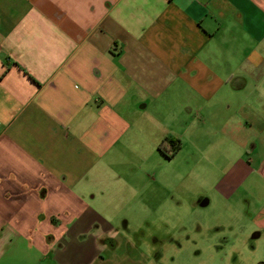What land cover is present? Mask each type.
Wrapping results in <instances>:
<instances>
[{"label":"crops","instance_id":"obj_1","mask_svg":"<svg viewBox=\"0 0 264 264\" xmlns=\"http://www.w3.org/2000/svg\"><path fill=\"white\" fill-rule=\"evenodd\" d=\"M0 120V264L106 263L184 197L264 249V0H0Z\"/></svg>","mask_w":264,"mask_h":264},{"label":"rangeland","instance_id":"obj_2","mask_svg":"<svg viewBox=\"0 0 264 264\" xmlns=\"http://www.w3.org/2000/svg\"><path fill=\"white\" fill-rule=\"evenodd\" d=\"M203 198L197 207L184 197L171 213L115 216L124 231L103 264H264V249H253V231L242 229L240 213L218 198L210 205Z\"/></svg>","mask_w":264,"mask_h":264},{"label":"trees","instance_id":"obj_3","mask_svg":"<svg viewBox=\"0 0 264 264\" xmlns=\"http://www.w3.org/2000/svg\"><path fill=\"white\" fill-rule=\"evenodd\" d=\"M180 148V144L178 143V142H176V146L174 147V151L173 152H170V153H167V151L165 150V148H164V145H163V143H161L160 145H159V150L161 151V152H163L164 154H166V156H168V157H171V156H173V154L176 152V150H178Z\"/></svg>","mask_w":264,"mask_h":264},{"label":"built area","instance_id":"obj_4","mask_svg":"<svg viewBox=\"0 0 264 264\" xmlns=\"http://www.w3.org/2000/svg\"><path fill=\"white\" fill-rule=\"evenodd\" d=\"M1 124H2V123H1V120H0V127H1Z\"/></svg>","mask_w":264,"mask_h":264},{"label":"water","instance_id":"obj_5","mask_svg":"<svg viewBox=\"0 0 264 264\" xmlns=\"http://www.w3.org/2000/svg\"><path fill=\"white\" fill-rule=\"evenodd\" d=\"M206 204H207V201H206Z\"/></svg>","mask_w":264,"mask_h":264}]
</instances>
